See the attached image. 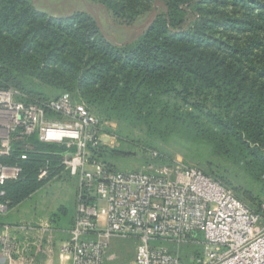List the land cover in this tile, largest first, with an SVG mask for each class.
Here are the masks:
<instances>
[{"label":"trees","instance_id":"obj_1","mask_svg":"<svg viewBox=\"0 0 264 264\" xmlns=\"http://www.w3.org/2000/svg\"><path fill=\"white\" fill-rule=\"evenodd\" d=\"M89 1L126 22L145 12L152 16L138 37L115 45L88 12L51 16L31 0H0V78L11 83L0 88H14L32 103L50 100L24 97L32 84L65 91L102 120L138 124L149 134L179 125L257 178L261 207L264 0ZM29 142L20 178L2 187L0 202L8 209L62 172L63 147L34 135ZM115 149L101 147L99 155L119 170L107 160ZM18 153L4 161H18ZM44 166L49 173L38 180ZM58 210L66 215L65 208Z\"/></svg>","mask_w":264,"mask_h":264},{"label":"built area","instance_id":"obj_2","mask_svg":"<svg viewBox=\"0 0 264 264\" xmlns=\"http://www.w3.org/2000/svg\"><path fill=\"white\" fill-rule=\"evenodd\" d=\"M14 88H0V197L16 181L27 159L29 138L61 146L59 166L78 179L77 202L67 239L56 242L48 223L0 233V264H38L57 255L59 264H107L108 239L135 241L133 264H188L159 241L201 238L198 264H264V204L255 211L231 189L195 165L144 148V161L130 171L110 169L99 155L113 148V125L68 93L41 103L26 102ZM18 149L17 160L4 161ZM49 167L38 170L47 177ZM6 202H0V212ZM35 252L27 258L29 249ZM53 263V262H52Z\"/></svg>","mask_w":264,"mask_h":264},{"label":"rangeland","instance_id":"obj_3","mask_svg":"<svg viewBox=\"0 0 264 264\" xmlns=\"http://www.w3.org/2000/svg\"><path fill=\"white\" fill-rule=\"evenodd\" d=\"M31 1L36 9L51 16H66L78 11L88 12L96 19L102 33L115 45L130 42L138 37L152 16L145 12L137 19L126 22L113 17L102 5L89 0ZM0 85H11V83L0 78ZM23 91L24 97L33 100L51 99L62 93H67L38 83L30 85V89L27 88ZM89 109L102 119L101 114ZM5 119V115L0 116V122ZM109 123L113 125L116 135L122 138L115 146L117 147L115 154L107 158L115 168L121 171L134 170L141 165L145 158L141 147L156 149L197 166L206 174L229 186L236 196L252 209L260 211L259 203L263 200V192L259 180L233 160L217 153L209 143L187 134L179 125L164 130H155L154 134H149L146 128H141L138 124L122 121H110ZM3 133V129L0 128V135ZM65 179H58L55 183L33 192L9 215L3 214L5 211L0 212V233L3 230L14 232L15 227L20 225L39 227V225L48 223L50 227L58 228L66 234L63 238L67 239L68 230L73 224L72 215L75 210L69 186L66 185L67 178ZM60 204L65 208L66 215L59 213ZM56 215L61 218L59 221H57L59 218H56ZM52 218L53 222L50 220ZM201 241V238H195V240L187 242L159 241V243L188 264H198L197 259L201 257ZM134 248V240L119 236L109 238L106 255H112L113 258L106 260L107 264H133ZM26 255L27 258L34 256L31 248ZM0 262H2L1 255Z\"/></svg>","mask_w":264,"mask_h":264},{"label":"crops","instance_id":"obj_4","mask_svg":"<svg viewBox=\"0 0 264 264\" xmlns=\"http://www.w3.org/2000/svg\"><path fill=\"white\" fill-rule=\"evenodd\" d=\"M68 175V176H67ZM62 178H67V181H66V185H68L69 186V191L71 192V196H72V199H73V201H74V210L76 209V202H77V188H78V179H77V177L76 176H71L70 174H68L67 172H63V170H62V172L59 174V177L58 178H54V179H51V180H49V181H47L45 184H43L41 187H39L38 189H40V188H42V187H44V186H48V185H50V184H53V183H55L58 179H62ZM66 180V179H65ZM64 180V181H65ZM38 189H36V190H34L33 192H35V191H37ZM32 192V193H33ZM31 193V194H32ZM30 194V195H31ZM25 201V199L23 200H20L19 202H17L14 206H12L11 208H6V210H5V212L3 213V214H6V215H9V213L12 211V210H14L15 209V207H17L18 205H20L21 203H23ZM59 207H63V205L62 204H60V206ZM64 208V207H63ZM73 222H74V217H75V212L73 213ZM63 222V221H62ZM73 225V224H72ZM71 228V227H70ZM69 228V229H70ZM52 230H54L53 231V233H52V237H53V239H54V241H56V242H59V241H63V240H65L64 238H63V236L64 235H66V234H64V233H62V231L61 230H59L58 228H53ZM59 231H61V232H59ZM67 233V232H66ZM34 254H35V252H34ZM33 263H38V264H59V259H58V257H57V255H55V257L52 259V262H50L49 260H47V258H46V255L45 254H36L34 257H32L31 259H30ZM3 261V260H2ZM1 263V262H0ZM60 264H67L66 262H65V260H64V262H62V263H60Z\"/></svg>","mask_w":264,"mask_h":264}]
</instances>
